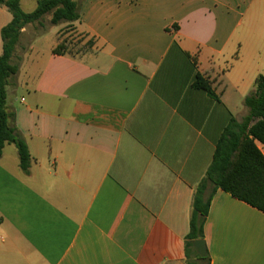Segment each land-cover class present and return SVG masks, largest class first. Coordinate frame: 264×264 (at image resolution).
Masks as SVG:
<instances>
[{
    "label": "crops",
    "instance_id": "obj_1",
    "mask_svg": "<svg viewBox=\"0 0 264 264\" xmlns=\"http://www.w3.org/2000/svg\"><path fill=\"white\" fill-rule=\"evenodd\" d=\"M88 1L73 25L89 52L55 55L59 31L37 49L45 31L27 26L12 57L31 167L5 146L0 264H187L195 188L264 76V0ZM11 20L0 6V56ZM198 73L219 101L192 88ZM204 241L211 264H264V213L218 190Z\"/></svg>",
    "mask_w": 264,
    "mask_h": 264
},
{
    "label": "trees",
    "instance_id": "obj_2",
    "mask_svg": "<svg viewBox=\"0 0 264 264\" xmlns=\"http://www.w3.org/2000/svg\"><path fill=\"white\" fill-rule=\"evenodd\" d=\"M36 8L26 13L21 0H0L12 16L11 22L1 31L2 55L0 56V158L6 145L14 144L18 151L21 170L28 174L31 155L27 144L18 136L12 126L14 115L7 106L10 78L19 73V66L11 60L22 37V30L40 23L45 16H51L52 25L77 23L81 19L76 0H34ZM92 42V41H91ZM93 44V42L91 43ZM93 46V45H91ZM55 55H65L66 47L59 43L53 50ZM72 53V52H69ZM256 90L245 99L249 112L242 121L231 117L223 130L214 152L213 160L204 178L195 188L189 233L185 240L187 264H211L209 254L206 263L195 251L193 242L204 240V226L211 202L218 190L264 213V155L258 143L264 146V76L255 82ZM192 88L206 92L219 101L212 83L198 73Z\"/></svg>",
    "mask_w": 264,
    "mask_h": 264
},
{
    "label": "rangeland",
    "instance_id": "obj_3",
    "mask_svg": "<svg viewBox=\"0 0 264 264\" xmlns=\"http://www.w3.org/2000/svg\"><path fill=\"white\" fill-rule=\"evenodd\" d=\"M79 8L80 15L83 12V8L90 6L91 1L88 0H76ZM21 7L24 12L31 13L36 8V2L34 0H22ZM50 15L44 17L42 22L29 25V30L34 27L37 29V33L44 30L35 36L34 44L37 49L45 50L47 45L56 40V33L59 31V43H63L66 47V52H72L73 54H83L91 50L93 39L87 38L76 31L75 26L68 23H61L59 25H52L50 21ZM38 25V26H37ZM42 27V28H41ZM92 41V42H91ZM26 61L19 60L17 65H25ZM20 68V67H19ZM19 96H27V93L23 90L20 91Z\"/></svg>",
    "mask_w": 264,
    "mask_h": 264
},
{
    "label": "water",
    "instance_id": "obj_4",
    "mask_svg": "<svg viewBox=\"0 0 264 264\" xmlns=\"http://www.w3.org/2000/svg\"><path fill=\"white\" fill-rule=\"evenodd\" d=\"M195 251L200 255L202 263H206L207 246L204 240H196L193 242Z\"/></svg>",
    "mask_w": 264,
    "mask_h": 264
}]
</instances>
